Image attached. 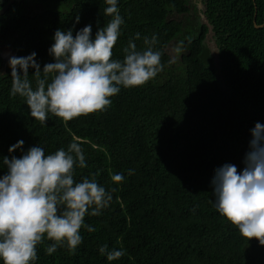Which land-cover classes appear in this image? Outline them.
<instances>
[{
	"label": "trees",
	"instance_id": "16d2710c",
	"mask_svg": "<svg viewBox=\"0 0 264 264\" xmlns=\"http://www.w3.org/2000/svg\"><path fill=\"white\" fill-rule=\"evenodd\" d=\"M194 5L193 0H118L125 24L113 58L123 59V48L136 33L138 47L143 37L156 35L164 71L144 86L122 87L106 111L71 121L49 114L46 125L31 117L23 98L10 95L9 59L34 52L41 68L54 62L49 49L55 31L71 29L75 35L91 24L95 36L110 19L106 4L21 0L0 16V44L6 48L0 52V157H19L21 150L9 149L20 140L24 151L40 144L46 153L75 141L87 167H77L74 179L99 173L100 185L116 189L101 215L85 217L95 231L81 229L83 243L75 253L61 247L49 256L45 249L53 242L45 240L35 264H264V246L247 240L216 210L211 183L225 164L243 170L251 129L264 124V0ZM196 13L197 19L191 18ZM209 33L219 79L202 59ZM5 172L0 169V175ZM115 173H123L124 180L113 182ZM104 244L123 249L124 256L109 261L99 252Z\"/></svg>",
	"mask_w": 264,
	"mask_h": 264
},
{
	"label": "clouds",
	"instance_id": "9594fccd",
	"mask_svg": "<svg viewBox=\"0 0 264 264\" xmlns=\"http://www.w3.org/2000/svg\"><path fill=\"white\" fill-rule=\"evenodd\" d=\"M104 3V15L110 19L95 36L91 24L75 35L71 29L55 31L49 49L54 62L41 68L34 52L27 57H10V95L23 98L36 121L46 125L49 114L71 121L106 111L110 98L122 87L144 86L164 71V52L157 47L156 35L143 37V47H138L135 41L141 36L136 33L123 48V59L113 58L125 20L118 0ZM30 69H34L32 79ZM251 137L243 170L225 164L216 169L211 183L218 213L247 240L255 239L264 246V124L257 122ZM18 149L22 152L19 157H0V169L6 168L0 175V261L35 264L37 247L45 240L53 242L45 249L49 256L61 247L75 253L83 243L81 229L95 231L85 224V217L101 215L116 189L100 185L96 179L99 173L80 182L74 179L77 167H87L84 150L75 141L66 149L46 153L40 144L24 151V141L20 140L9 152ZM128 174L133 175L134 170ZM111 180L122 182L124 175L112 174ZM99 252L109 261L125 254L107 244L100 246Z\"/></svg>",
	"mask_w": 264,
	"mask_h": 264
},
{
	"label": "rangeland",
	"instance_id": "374dc122",
	"mask_svg": "<svg viewBox=\"0 0 264 264\" xmlns=\"http://www.w3.org/2000/svg\"><path fill=\"white\" fill-rule=\"evenodd\" d=\"M203 20L204 19H202V21ZM203 47H204V53H203L202 59H204V61L210 63V65L214 67L216 48L214 46L210 33L206 36ZM174 48L175 47L172 45H170L168 48V51L170 52L172 56L176 55L175 53L176 51L173 50Z\"/></svg>",
	"mask_w": 264,
	"mask_h": 264
},
{
	"label": "flooded vegetation",
	"instance_id": "af4514ba",
	"mask_svg": "<svg viewBox=\"0 0 264 264\" xmlns=\"http://www.w3.org/2000/svg\"><path fill=\"white\" fill-rule=\"evenodd\" d=\"M21 0H0V16L6 12L14 3L20 2ZM202 1L203 0H193V4H195V7H198L199 9H202ZM197 4H196V3ZM197 8V9H198ZM197 16H199V13H196V15H191V18L197 19ZM3 50L6 51V48L0 44V52L3 53Z\"/></svg>",
	"mask_w": 264,
	"mask_h": 264
},
{
	"label": "water",
	"instance_id": "95a60500",
	"mask_svg": "<svg viewBox=\"0 0 264 264\" xmlns=\"http://www.w3.org/2000/svg\"><path fill=\"white\" fill-rule=\"evenodd\" d=\"M255 15L256 14H254V17H255ZM263 24H264V22H263ZM214 69H215V71H216V77L219 79V77H218V74H219V67H218V61H217V59H216V55H215V64H214V67H213Z\"/></svg>",
	"mask_w": 264,
	"mask_h": 264
}]
</instances>
